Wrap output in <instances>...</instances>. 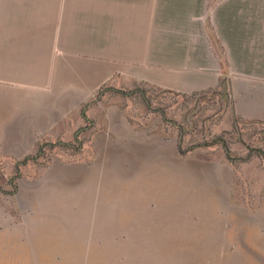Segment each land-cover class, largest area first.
Here are the masks:
<instances>
[{"label": "rangeland", "instance_id": "obj_1", "mask_svg": "<svg viewBox=\"0 0 264 264\" xmlns=\"http://www.w3.org/2000/svg\"><path fill=\"white\" fill-rule=\"evenodd\" d=\"M222 92L109 82L28 154L0 148V264H264V123L235 126ZM218 137L252 155L230 162ZM144 144L160 181L118 180L110 152L147 166Z\"/></svg>", "mask_w": 264, "mask_h": 264}, {"label": "crops", "instance_id": "obj_2", "mask_svg": "<svg viewBox=\"0 0 264 264\" xmlns=\"http://www.w3.org/2000/svg\"><path fill=\"white\" fill-rule=\"evenodd\" d=\"M209 3L0 0L1 151L28 154L40 138L70 125L109 82L193 93L226 77L234 114L264 123V0ZM140 152L149 156L147 166L132 157L136 152L121 149L111 151L107 162L118 180L138 172L149 187L160 181L157 155L166 154Z\"/></svg>", "mask_w": 264, "mask_h": 264}, {"label": "trees", "instance_id": "obj_3", "mask_svg": "<svg viewBox=\"0 0 264 264\" xmlns=\"http://www.w3.org/2000/svg\"><path fill=\"white\" fill-rule=\"evenodd\" d=\"M219 88L221 89V91H223L222 93L225 94L226 98H230L229 97V93L226 89H228V85L226 83V81L224 79H221L220 80V83H219ZM168 91H171V90H168ZM172 92V91H171ZM231 101V104L233 105V102L232 100L230 99ZM233 112H234V109H233ZM234 119V125L236 126L237 123H238V119L239 117L235 115V117L233 118ZM260 124H263V122L261 121H256ZM263 131V130H262ZM214 141H217L219 143L222 144L223 146V150H224V153H225V156L226 158L232 162V163H236L238 160H245L247 157H249L250 155H252L251 152H248V154L245 156V157H242V156H236L235 154L232 153V151L230 150L229 146H228V142L226 140H223L222 138L218 137V138H215L214 140H212V142ZM180 148V147H179ZM43 150V144H39L38 145V148H37V153L39 154L40 152H42ZM181 152H183V150H180ZM252 151V150H251ZM258 152L259 155H262L264 156V151L262 149H259V150H256ZM36 158V156H25L21 161H19L16 165V169L19 168V164H25L27 163L28 161H34Z\"/></svg>", "mask_w": 264, "mask_h": 264}]
</instances>
